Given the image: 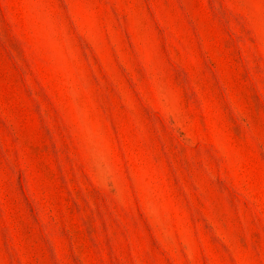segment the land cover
<instances>
[{"label": "rangeland", "instance_id": "obj_1", "mask_svg": "<svg viewBox=\"0 0 264 264\" xmlns=\"http://www.w3.org/2000/svg\"><path fill=\"white\" fill-rule=\"evenodd\" d=\"M0 264H264V0H0Z\"/></svg>", "mask_w": 264, "mask_h": 264}]
</instances>
